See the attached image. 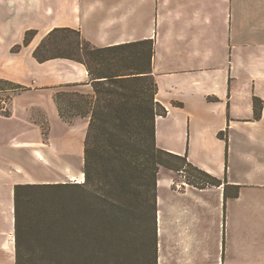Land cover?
Here are the masks:
<instances>
[{
	"label": "crops",
	"instance_id": "0c3cea01",
	"mask_svg": "<svg viewBox=\"0 0 264 264\" xmlns=\"http://www.w3.org/2000/svg\"><path fill=\"white\" fill-rule=\"evenodd\" d=\"M55 28L95 47L153 39L156 100L167 109L156 143L223 181L174 191L165 181L158 264H264V0H0V80L22 87L0 90V264H15L14 186L64 182L45 180L56 175L45 170V119L60 120L50 90L93 92L84 64L34 57ZM29 30L32 41L12 51ZM215 239L216 253L205 247Z\"/></svg>",
	"mask_w": 264,
	"mask_h": 264
},
{
	"label": "trees",
	"instance_id": "16d2710c",
	"mask_svg": "<svg viewBox=\"0 0 264 264\" xmlns=\"http://www.w3.org/2000/svg\"><path fill=\"white\" fill-rule=\"evenodd\" d=\"M35 34L27 31L12 51ZM154 49L153 39L95 47L79 30L55 28L34 50L40 63L67 58L84 64L93 92L74 91L77 99L67 101L74 114L89 119L84 180L14 186L15 264H125L143 243L152 251L151 264H158L160 167L188 173L200 189L223 184L187 155L158 147L156 118L167 109L156 100ZM0 84L3 91L22 88L7 80ZM63 88L70 87L57 89ZM58 109L63 119L72 117ZM254 109L259 118L262 99L254 97ZM224 190L226 198L227 185Z\"/></svg>",
	"mask_w": 264,
	"mask_h": 264
},
{
	"label": "rangeland",
	"instance_id": "374dc122",
	"mask_svg": "<svg viewBox=\"0 0 264 264\" xmlns=\"http://www.w3.org/2000/svg\"><path fill=\"white\" fill-rule=\"evenodd\" d=\"M4 85L0 84V87ZM52 99L56 104V107L63 109L66 116H72L69 119H63L60 116V120H55L50 123V121L45 119L44 125V135H45V170L46 174L49 173L51 169L54 170V177H46V181H81L84 180L82 173L83 168V156H84V140L88 128V118H83L79 115L74 114L75 112L71 110L68 105V99H77L73 94L76 91L74 88L68 89H53L50 90ZM79 92V91H78ZM81 93V92H80ZM59 110V109H58ZM74 115V116H73ZM187 169V168H183ZM186 171V170H185ZM193 177H189L186 172H179L176 170H171L167 167H160L158 174V181L161 179V187L158 189V194L160 198L163 199V203L169 201L170 190L167 188L166 180H172V190H181L187 186H191L197 189L190 183ZM54 183V182H50ZM213 187V186H208ZM14 238V237H13ZM225 248L226 255L229 250V240L227 238L221 239V250ZM241 242H234L233 247L239 249L242 247ZM160 246V243H159ZM206 248H210L215 253L217 252V242L212 241L205 244ZM152 251L149 249L147 244H142L141 248L133 253V255H128V260L125 264H151L150 254ZM223 250L221 251V260L223 259ZM222 264V263H221Z\"/></svg>",
	"mask_w": 264,
	"mask_h": 264
},
{
	"label": "bare ground",
	"instance_id": "6f19581e",
	"mask_svg": "<svg viewBox=\"0 0 264 264\" xmlns=\"http://www.w3.org/2000/svg\"><path fill=\"white\" fill-rule=\"evenodd\" d=\"M79 182V181H78ZM81 182V181H80ZM14 239L12 238V241H13Z\"/></svg>",
	"mask_w": 264,
	"mask_h": 264
}]
</instances>
